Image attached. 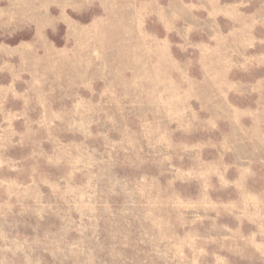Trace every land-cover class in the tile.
I'll return each mask as SVG.
<instances>
[{
	"label": "rangeland",
	"instance_id": "rangeland-1",
	"mask_svg": "<svg viewBox=\"0 0 264 264\" xmlns=\"http://www.w3.org/2000/svg\"><path fill=\"white\" fill-rule=\"evenodd\" d=\"M0 264H264V0H0Z\"/></svg>",
	"mask_w": 264,
	"mask_h": 264
}]
</instances>
